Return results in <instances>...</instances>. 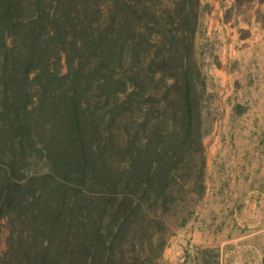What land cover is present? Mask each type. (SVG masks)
Instances as JSON below:
<instances>
[{
    "label": "trees",
    "instance_id": "1",
    "mask_svg": "<svg viewBox=\"0 0 264 264\" xmlns=\"http://www.w3.org/2000/svg\"><path fill=\"white\" fill-rule=\"evenodd\" d=\"M200 15V0H0V264L161 257L205 191Z\"/></svg>",
    "mask_w": 264,
    "mask_h": 264
},
{
    "label": "crops",
    "instance_id": "2",
    "mask_svg": "<svg viewBox=\"0 0 264 264\" xmlns=\"http://www.w3.org/2000/svg\"><path fill=\"white\" fill-rule=\"evenodd\" d=\"M200 3L197 53L225 108L214 176L205 157L204 195L225 216L195 230L193 242L223 250L220 264H264V0Z\"/></svg>",
    "mask_w": 264,
    "mask_h": 264
},
{
    "label": "rangeland",
    "instance_id": "3",
    "mask_svg": "<svg viewBox=\"0 0 264 264\" xmlns=\"http://www.w3.org/2000/svg\"><path fill=\"white\" fill-rule=\"evenodd\" d=\"M194 42L195 55L201 64L202 72L206 78L207 97L203 103V117L205 121L206 133L203 137V146L205 157L210 155L211 158H213V167L211 172L212 176H214V167L217 166L216 159L218 157L216 154L217 151L214 149L216 140L215 137L217 136V133L214 131L216 126L221 123V116L224 114L225 108L222 107V101L217 98L215 86L209 82L197 53L196 40H194ZM231 103L232 102H228L227 104L231 105ZM225 121L227 124H229L231 123L232 119L225 118ZM231 153L232 149L229 150V154ZM204 194L205 192L199 197L197 195H192V198L185 202V211L189 210L192 213L186 224L182 226L179 225L180 219L176 218H170V220H168V230L166 232L167 246L155 264H201V250L205 249L212 250L213 253L217 255L219 262L220 258H223V250L217 248H200L199 245H195L193 242V233L195 230H197V232H202L207 224H215V221L218 219V215L221 217L225 216V213H222V210L221 212H217V208L221 207L216 205L215 199L213 197L206 198ZM6 235L7 230L5 226H3L1 234V251L5 249ZM174 246H176V248H174Z\"/></svg>",
    "mask_w": 264,
    "mask_h": 264
}]
</instances>
